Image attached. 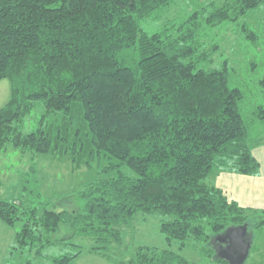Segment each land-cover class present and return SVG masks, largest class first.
<instances>
[{"label":"trees","instance_id":"trees-1","mask_svg":"<svg viewBox=\"0 0 264 264\" xmlns=\"http://www.w3.org/2000/svg\"><path fill=\"white\" fill-rule=\"evenodd\" d=\"M176 1L0 0V81L11 84L0 157L12 145L99 171L77 194L83 207L0 200V221L22 223L14 249L42 257L68 226L117 264L138 217L159 214L168 247L138 246L118 264H197L189 248L226 262L219 238L229 229L264 230V209L240 206L214 183L218 173L261 171L253 150L264 144V105L246 109L237 71L220 55L226 26L260 44L242 22L264 0L214 1L147 32ZM38 105V127L24 133Z\"/></svg>","mask_w":264,"mask_h":264},{"label":"rangeland","instance_id":"rangeland-1","mask_svg":"<svg viewBox=\"0 0 264 264\" xmlns=\"http://www.w3.org/2000/svg\"><path fill=\"white\" fill-rule=\"evenodd\" d=\"M214 1L219 0H177L172 7L162 11L157 19L146 22L145 30L156 31L167 20L201 9ZM244 23L258 35L260 44L254 46L238 32L241 30L237 31L235 26H226L221 32L220 56L229 59L231 66L236 69L238 82L245 92L246 109L251 110L258 105H264V91L258 86L264 77V2L242 22ZM10 96V81H0V109L9 102ZM44 112V107L38 105L24 120L23 132L36 130ZM61 117L62 115L57 118ZM98 174V169L92 171L86 165L76 168L67 156L52 153L34 155L8 145L0 157V200L28 201L39 207L49 203L52 207L56 205L57 210L83 207L84 201L77 194L83 191L89 182L98 178ZM161 219L164 218L159 214L138 217L133 228L127 233L125 246L115 256L117 264L138 246L168 247L160 231ZM21 227L22 223L11 227L0 221V264H49L53 257L75 254L78 251H82V255L73 264H116L90 253L89 242L73 236V230L68 226L60 229L55 236L60 242L47 247L42 257L37 258L27 250H16V234ZM248 238L252 247L245 264H264V230L250 231ZM219 242L220 252L225 248V244ZM185 255L197 264H229L204 259L199 250L192 248L187 249Z\"/></svg>","mask_w":264,"mask_h":264},{"label":"crops","instance_id":"crops-1","mask_svg":"<svg viewBox=\"0 0 264 264\" xmlns=\"http://www.w3.org/2000/svg\"><path fill=\"white\" fill-rule=\"evenodd\" d=\"M253 154L261 165L258 176L218 173L214 183L230 200L236 201L240 206L264 209V144L255 147Z\"/></svg>","mask_w":264,"mask_h":264},{"label":"water","instance_id":"water-1","mask_svg":"<svg viewBox=\"0 0 264 264\" xmlns=\"http://www.w3.org/2000/svg\"><path fill=\"white\" fill-rule=\"evenodd\" d=\"M248 234L246 225L229 229L219 238L225 244V248L218 253L219 258L229 264H245L252 247Z\"/></svg>","mask_w":264,"mask_h":264}]
</instances>
